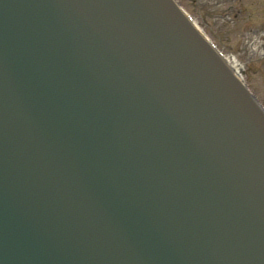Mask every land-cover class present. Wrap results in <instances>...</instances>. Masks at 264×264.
Returning a JSON list of instances; mask_svg holds the SVG:
<instances>
[{
  "label": "rangeland",
  "instance_id": "rangeland-1",
  "mask_svg": "<svg viewBox=\"0 0 264 264\" xmlns=\"http://www.w3.org/2000/svg\"><path fill=\"white\" fill-rule=\"evenodd\" d=\"M179 1L221 49L235 55L247 84L264 104V0H229L226 6L225 0ZM232 1L234 8L227 12Z\"/></svg>",
  "mask_w": 264,
  "mask_h": 264
},
{
  "label": "water",
  "instance_id": "water-1",
  "mask_svg": "<svg viewBox=\"0 0 264 264\" xmlns=\"http://www.w3.org/2000/svg\"><path fill=\"white\" fill-rule=\"evenodd\" d=\"M90 3H92L94 0H88ZM163 1V0H162ZM84 6L80 4V9L82 11V16H84L83 14V10H84ZM95 21V19H93ZM90 24V25H89ZM89 24H87L88 28L91 30V33L90 35L93 37L95 36L96 34H100L101 33V27L100 25H102L101 22H97V24L93 23V22H90ZM63 29L67 32L68 34V39H72L76 36V33L80 32V29L78 27H76L75 29L70 26L67 21L65 20V23L63 24ZM5 36V35H4ZM90 45L92 46V43H90ZM44 110V108L41 107V110L42 111ZM68 145V144H67ZM60 148H64V142L60 143L59 144ZM57 153V157L58 158H61V159H67L69 158V155L65 154L62 152V150L60 149H57L56 151ZM80 159V155L75 153L74 154V160L78 161ZM262 209H264V207H262ZM240 261V259H239Z\"/></svg>",
  "mask_w": 264,
  "mask_h": 264
},
{
  "label": "bare ground",
  "instance_id": "bare-ground-1",
  "mask_svg": "<svg viewBox=\"0 0 264 264\" xmlns=\"http://www.w3.org/2000/svg\"><path fill=\"white\" fill-rule=\"evenodd\" d=\"M231 64H233L234 66H236L237 68H241L242 64L236 59V57H231L230 59Z\"/></svg>",
  "mask_w": 264,
  "mask_h": 264
}]
</instances>
